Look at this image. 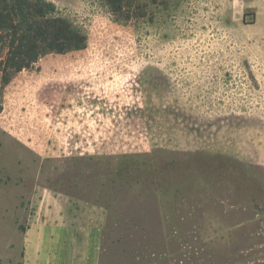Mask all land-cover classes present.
Listing matches in <instances>:
<instances>
[{
  "label": "rangeland",
  "instance_id": "374dc122",
  "mask_svg": "<svg viewBox=\"0 0 264 264\" xmlns=\"http://www.w3.org/2000/svg\"><path fill=\"white\" fill-rule=\"evenodd\" d=\"M51 1L86 44L1 88L0 264L65 220L94 264H264V0Z\"/></svg>",
  "mask_w": 264,
  "mask_h": 264
},
{
  "label": "trees",
  "instance_id": "16d2710c",
  "mask_svg": "<svg viewBox=\"0 0 264 264\" xmlns=\"http://www.w3.org/2000/svg\"><path fill=\"white\" fill-rule=\"evenodd\" d=\"M121 1L108 0L113 13L120 11ZM85 44L86 35L58 14L53 1L0 0V91L45 53H66Z\"/></svg>",
  "mask_w": 264,
  "mask_h": 264
},
{
  "label": "crops",
  "instance_id": "0c3cea01",
  "mask_svg": "<svg viewBox=\"0 0 264 264\" xmlns=\"http://www.w3.org/2000/svg\"><path fill=\"white\" fill-rule=\"evenodd\" d=\"M38 226L39 229L33 224L27 227V246L30 248L31 246H34L38 238H50L53 241L50 244L54 243L55 240L58 239L63 244L60 247V251L65 256V264H94L95 248L99 239L100 231L97 225L91 224L88 226L77 227V225H72L65 220V223H54L51 225L40 224ZM60 235L62 236V239L60 238ZM42 243L43 244H41V246L45 248L44 242ZM79 244L84 248L83 250H79ZM48 247H50V245ZM55 247L59 246L56 244ZM30 248L29 254L31 257L32 250ZM58 255L59 252L57 255H54L53 259Z\"/></svg>",
  "mask_w": 264,
  "mask_h": 264
}]
</instances>
